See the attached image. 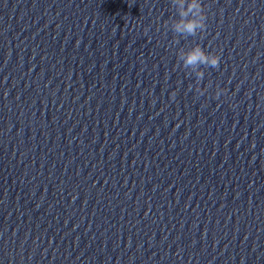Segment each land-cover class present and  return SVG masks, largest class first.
I'll return each mask as SVG.
<instances>
[{
  "label": "clouds",
  "instance_id": "clouds-1",
  "mask_svg": "<svg viewBox=\"0 0 264 264\" xmlns=\"http://www.w3.org/2000/svg\"><path fill=\"white\" fill-rule=\"evenodd\" d=\"M171 6L176 12V16L170 18V22H165V28L170 29L175 37H196L198 33H203L206 28L207 14L202 0H171ZM178 43V40H174ZM178 60L182 62V67L194 74L196 78V92L203 95L207 89L199 87L200 81L204 78L203 67L218 68L220 56L215 52L206 51L200 44L185 49L180 48ZM191 87V85H190ZM225 89L217 87L215 98H219Z\"/></svg>",
  "mask_w": 264,
  "mask_h": 264
}]
</instances>
